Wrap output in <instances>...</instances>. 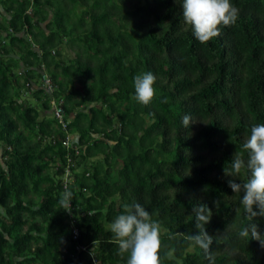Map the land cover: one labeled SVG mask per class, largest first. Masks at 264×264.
<instances>
[{"label": "trees", "instance_id": "16d2710c", "mask_svg": "<svg viewBox=\"0 0 264 264\" xmlns=\"http://www.w3.org/2000/svg\"><path fill=\"white\" fill-rule=\"evenodd\" d=\"M230 2L236 23L202 44L182 0H0V264H126L109 225L132 202L160 224V264H264L228 186L248 173H224L264 124V0ZM141 72L156 76L148 106L133 98ZM198 204L208 250L186 238Z\"/></svg>", "mask_w": 264, "mask_h": 264}, {"label": "clouds", "instance_id": "9594fccd", "mask_svg": "<svg viewBox=\"0 0 264 264\" xmlns=\"http://www.w3.org/2000/svg\"><path fill=\"white\" fill-rule=\"evenodd\" d=\"M182 16L192 34L200 43L210 42L220 35L221 27L234 25L238 19V9L230 0H182ZM156 76L152 72H141L133 78L134 100L148 106L155 95ZM191 116L183 117L188 126ZM246 154V156H245ZM246 170L248 178L244 182L228 181L234 193H242L240 200L244 213L250 221L237 232L241 239H253L264 247V235L253 223L257 217L264 218V124H253L250 135L236 152L231 168H225L226 176L237 177ZM72 192L61 193L60 205L71 212ZM215 207L219 201H213ZM195 227L198 234H188L186 238L196 246L208 250L213 237L208 235L206 225L210 222L212 211L206 204L193 207ZM233 227H235L233 225ZM112 239L118 246V254H127L126 264H160L158 252L161 247L160 224L138 202L123 205V212L109 225ZM95 243V242H94Z\"/></svg>", "mask_w": 264, "mask_h": 264}, {"label": "built area", "instance_id": "2783aa9c", "mask_svg": "<svg viewBox=\"0 0 264 264\" xmlns=\"http://www.w3.org/2000/svg\"><path fill=\"white\" fill-rule=\"evenodd\" d=\"M45 84H46L47 89L53 93L55 87L53 86L51 78L49 76H47V78L45 79ZM52 105L54 108V116L58 120V123L63 127L64 130L67 129L68 123L65 120V110L63 109V101H57L53 99ZM73 139L74 138H72L70 135L69 137L66 138L63 145L65 147L71 148ZM68 162H71V159H69ZM67 172H70L69 169L67 170ZM72 234H73L74 239H78L80 236L79 229H77V227H74V229L72 230ZM81 250L86 251L87 249L81 247L80 251Z\"/></svg>", "mask_w": 264, "mask_h": 264}, {"label": "rangeland", "instance_id": "374dc122", "mask_svg": "<svg viewBox=\"0 0 264 264\" xmlns=\"http://www.w3.org/2000/svg\"><path fill=\"white\" fill-rule=\"evenodd\" d=\"M67 53H68V54H71L70 58H73V57L75 56L76 51L69 49ZM47 74H48V76H50L49 73H47ZM78 88L81 89V88H83V86L78 85ZM51 93H52V92H51ZM52 111H53L52 113L54 114V108H53ZM71 137L74 138V135H72ZM77 155H78V154H77ZM71 178H72L71 173H70V172H66V179H67V181H70Z\"/></svg>", "mask_w": 264, "mask_h": 264}, {"label": "crops", "instance_id": "0c3cea01", "mask_svg": "<svg viewBox=\"0 0 264 264\" xmlns=\"http://www.w3.org/2000/svg\"><path fill=\"white\" fill-rule=\"evenodd\" d=\"M38 49H39V47H38ZM0 152H1V150H0Z\"/></svg>", "mask_w": 264, "mask_h": 264}]
</instances>
